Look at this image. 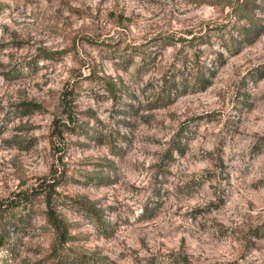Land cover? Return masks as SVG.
<instances>
[{
    "label": "rangeland",
    "instance_id": "374dc122",
    "mask_svg": "<svg viewBox=\"0 0 264 264\" xmlns=\"http://www.w3.org/2000/svg\"><path fill=\"white\" fill-rule=\"evenodd\" d=\"M0 237V264H264V0H0Z\"/></svg>",
    "mask_w": 264,
    "mask_h": 264
},
{
    "label": "trees",
    "instance_id": "16d2710c",
    "mask_svg": "<svg viewBox=\"0 0 264 264\" xmlns=\"http://www.w3.org/2000/svg\"><path fill=\"white\" fill-rule=\"evenodd\" d=\"M118 18L121 21H124V18L122 16ZM247 18L249 19L250 22H253L250 16H247ZM253 27H254L253 23H251V27L243 28L242 33L245 39L249 40L250 36L254 33L255 30ZM235 45H236V39L232 38L231 46H235ZM61 54L62 52H44L43 57L46 59H50ZM196 65L193 66V68L195 69V73L192 74V76L194 77L195 86H200L201 89H206L210 85V76L209 74H207L206 71H203V68L199 66L198 62L196 63ZM170 82H172L173 84L172 86L175 87L176 92H178V89H180V87L183 88L185 85V80H183V78L179 79L177 75H174L173 79H171ZM165 83L166 84L162 87V91L159 92L154 99V106L160 103L163 104L166 103L171 97L172 87L168 85L169 83L168 78H165ZM106 88L109 95L116 99L119 92L117 85L113 81H108L106 82ZM73 96H74V87H71L63 92L60 101V105L67 115V122H63V127L65 129L74 127L76 121V118L74 117L75 100ZM21 105L25 110L41 108L40 104L33 102H23ZM46 183L48 189V192L44 194L45 204L47 206L46 220L54 229L55 242L53 244L52 252L57 253L61 247L65 246V244H67L68 241H70L69 238L70 232L67 222L65 221L63 216H61L57 212L54 205L55 200L53 194H57L56 189L58 188L60 182L55 181L54 183H48V182ZM2 240L3 237H0V247L4 246Z\"/></svg>",
    "mask_w": 264,
    "mask_h": 264
}]
</instances>
